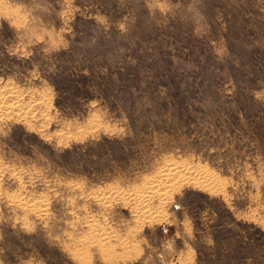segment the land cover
I'll list each match as a JSON object with an SVG mask.
<instances>
[{"label":"rangeland","instance_id":"374dc122","mask_svg":"<svg viewBox=\"0 0 264 264\" xmlns=\"http://www.w3.org/2000/svg\"><path fill=\"white\" fill-rule=\"evenodd\" d=\"M0 264H264V0H0Z\"/></svg>","mask_w":264,"mask_h":264}]
</instances>
